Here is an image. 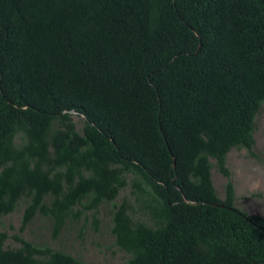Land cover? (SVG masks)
I'll use <instances>...</instances> for the list:
<instances>
[{
	"label": "trees",
	"instance_id": "obj_1",
	"mask_svg": "<svg viewBox=\"0 0 264 264\" xmlns=\"http://www.w3.org/2000/svg\"><path fill=\"white\" fill-rule=\"evenodd\" d=\"M262 104L264 0H0V264H91L20 234L103 206L125 264H264L227 166Z\"/></svg>",
	"mask_w": 264,
	"mask_h": 264
},
{
	"label": "rangeland",
	"instance_id": "obj_2",
	"mask_svg": "<svg viewBox=\"0 0 264 264\" xmlns=\"http://www.w3.org/2000/svg\"><path fill=\"white\" fill-rule=\"evenodd\" d=\"M75 121L77 128H80L81 118L75 116ZM255 122L254 152L261 160L249 156L245 148H232L227 154V166L234 185L235 205L249 214L264 216V104L261 105ZM213 161L211 159V162ZM211 177L218 196L223 198L225 178L215 168L211 169ZM129 190L128 186L123 188L116 200L119 201L123 196L132 200ZM22 209L23 206L19 205L15 211L1 219L0 231L5 230L9 236L5 242L6 246L19 245L12 236L18 233ZM98 216V230L93 229L90 220H81L67 224L56 239L51 237L49 220L36 216L20 235L51 248L63 249L91 264H125L128 255L113 243L108 207L99 208Z\"/></svg>",
	"mask_w": 264,
	"mask_h": 264
}]
</instances>
